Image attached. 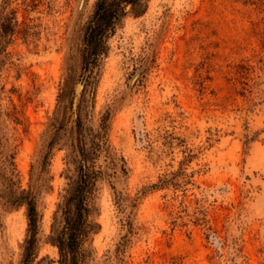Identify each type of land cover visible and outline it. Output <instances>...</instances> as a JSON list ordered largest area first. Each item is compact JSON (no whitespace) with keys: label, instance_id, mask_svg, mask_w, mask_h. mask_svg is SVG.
Listing matches in <instances>:
<instances>
[{"label":"rangeland","instance_id":"rangeland-1","mask_svg":"<svg viewBox=\"0 0 264 264\" xmlns=\"http://www.w3.org/2000/svg\"><path fill=\"white\" fill-rule=\"evenodd\" d=\"M99 1L0 0V264L25 262L28 193L31 264H59L82 167L86 264H264V0H142L86 71Z\"/></svg>","mask_w":264,"mask_h":264},{"label":"trees","instance_id":"trees-1","mask_svg":"<svg viewBox=\"0 0 264 264\" xmlns=\"http://www.w3.org/2000/svg\"><path fill=\"white\" fill-rule=\"evenodd\" d=\"M142 0H100L94 19L86 32L84 69L93 71L100 66L108 52V41L126 15L128 6L137 7ZM17 24L16 18H14ZM97 172L82 167L79 182L73 193L66 199L64 226L57 233L55 244L59 249V264H86V244L94 231L91 220V202L94 196ZM28 207L29 232L27 255L24 264H31L35 258L38 235V214L35 197L28 193L20 200Z\"/></svg>","mask_w":264,"mask_h":264},{"label":"water","instance_id":"water-1","mask_svg":"<svg viewBox=\"0 0 264 264\" xmlns=\"http://www.w3.org/2000/svg\"><path fill=\"white\" fill-rule=\"evenodd\" d=\"M81 92H82V85L81 84H79V86L77 87V90H76V93H77V96L79 97L80 96V94H81ZM76 100H75V102H74V112L76 113V110H77V104H76Z\"/></svg>","mask_w":264,"mask_h":264}]
</instances>
